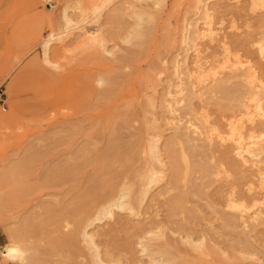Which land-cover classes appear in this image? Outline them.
<instances>
[{
  "label": "rangeland",
  "instance_id": "rangeland-1",
  "mask_svg": "<svg viewBox=\"0 0 264 264\" xmlns=\"http://www.w3.org/2000/svg\"><path fill=\"white\" fill-rule=\"evenodd\" d=\"M106 1L102 2L107 5L104 6L105 8L102 3L95 7L99 8L101 5L103 7L99 8L97 13L92 11L94 8L92 5L85 6V3L81 4L83 2L71 0H0V90H4L3 97L6 101V106L0 107V264H30L28 261L22 263L18 257L11 259L4 256V250L14 245H20L28 256L34 255L36 248L45 250H41L44 252L41 255L44 259L43 264H98L93 259L96 250L100 258L109 261V264H264V241L262 242L261 235L253 231L241 233L229 227L223 228L222 232L214 233L216 235L214 239L221 243L211 242L214 245L210 250L203 248L205 245L189 246L181 243L180 224H183L184 214L179 213V210H182L179 208L176 210L180 214L178 216L174 205L170 204L177 191H172V195L168 197L162 195L154 201H151L150 197L155 191H162L159 189L165 190L170 186L167 184L171 177L169 167L163 166L166 168L163 171L162 164H155L159 167L156 170L162 169L164 172L155 173L156 176L158 175L157 181L161 178V182L154 181V185L151 183L152 188L149 186L151 193L148 190V193L143 194L149 183L145 175L149 157L145 137L146 111L151 110L150 104L153 101L156 104L162 101L154 94L167 90L170 83H173L175 70H185L184 60L188 63L189 70L194 73L199 66L196 64L197 67L193 62L198 57L206 56L204 58L206 62L202 60V63L199 62L200 65L204 64L207 67L209 61V64L211 60L212 63L217 62V69L220 70H216L220 75L229 74V71L230 74L240 73V67L246 65L252 67L255 63L257 65L258 59H264V5L258 4L259 0ZM85 10L89 11V16L85 15ZM66 17L69 20L66 21ZM47 40H49L48 46L45 49L44 42ZM244 40L247 41L245 48ZM239 56L243 57L242 61ZM244 56L255 57V60L246 59ZM230 59L233 62L232 60L229 62ZM250 60L253 62L251 63ZM226 61L229 63L227 64ZM234 61L237 62L236 65ZM243 61L245 62L242 66ZM231 63H234L233 66ZM193 66L194 72L191 70ZM211 66V64L207 68L202 66L206 70L199 68L198 71L201 74L206 71V75H211V72H214ZM253 68L248 69L253 72ZM207 69L210 73H207ZM194 74L193 78L198 80L200 74ZM182 76L186 78L183 73ZM208 77L210 78L207 75L206 78L209 79ZM148 78H152L154 93L152 89L148 91L145 87ZM159 78H162L161 82ZM196 79L195 82L193 79L194 83ZM241 79L237 77L230 79L232 80L230 82L227 80L225 85L221 84L219 90L223 99L217 100V104L211 103V106L204 100L209 98V92L200 91L198 94L200 86L197 83L194 85L196 87L184 83L189 88L191 86V90H195L197 95H194L191 103L187 100V103L185 101L181 103L182 107L184 106V109L181 107L182 113L186 116L183 120L192 119L193 123L201 126L196 121L193 111L201 114L210 112L214 115L217 107V112H222L211 117L214 119L211 125L216 128L217 125L215 126L214 123L218 125L221 123L222 127L219 126L223 130H230L229 127L232 126L228 131L230 133L225 130L220 132V128L215 131L216 133L212 132L216 139L214 136L213 139L210 132L204 145L200 143L207 146L203 148L207 152L213 147L214 152L212 150L210 152H216L215 155L219 153L217 156H220L226 147L230 156L235 155V158L232 156L233 159L238 158L235 161L231 157L230 159L235 163L238 161L241 165L239 169L236 168L237 165L232 167L230 159L224 156V153L221 158L215 159L220 169L226 168L223 166L225 164L230 168L226 175L224 172L221 173L222 169L218 175L216 168H213L215 174H212L211 179L213 182L215 180L216 184L217 181L220 183L222 179H227V175L232 174V171L230 173L232 168H234L233 173L237 169L236 172L239 174L235 173V177L232 174L228 183L232 184L236 181L239 186L242 185L240 180L244 176V171L247 170L245 175L250 179L257 174L261 176L254 170L263 168L251 157L253 147L255 146L256 149L259 145L253 139L244 140L247 143L251 141V144L240 143L243 142L242 135H239L240 130L244 129L247 122H251L255 116L264 112V104L260 102L257 107L263 105V110L261 108L259 111L252 110L257 112V115L254 113L252 117L250 113L249 115L243 113L244 110L237 99L242 95ZM230 86L232 88H228ZM222 88L225 90L223 91ZM207 101L211 102L210 99ZM169 102L172 101L168 100L165 104ZM192 103L199 105L193 106ZM202 103L206 105L203 108ZM231 105L238 106L239 109L235 108V110L241 109L242 112L239 111V114L237 111V116ZM228 109L230 112H227ZM187 111L190 116H187ZM224 113L227 117L232 114L234 121L231 117H224ZM261 114L258 117H261ZM121 116L124 117L123 119L129 117L128 123H125ZM245 119L248 120L242 122ZM237 120H241V123L246 122L244 127H241L242 124ZM235 122H239L240 126L238 123L235 127ZM217 131L219 134L222 133L220 137L217 136ZM225 133L228 135L222 136ZM117 134L119 135L116 136ZM205 134L204 132L203 135ZM222 137L226 140L223 141ZM234 137H238L236 138L238 141ZM233 139L237 141L238 146ZM226 141L227 144L224 143ZM213 143L221 144H218L221 146L219 150H217L218 146H212ZM262 144L264 145V141L260 146ZM243 146L245 149L241 148ZM246 146L249 148L248 152ZM261 147V151L264 150V146ZM112 152L116 154L112 156ZM239 153L243 155V160L239 159L241 156ZM263 154L264 151L260 152V156L263 157L261 165H264ZM102 155L107 157V160H102ZM218 160H226L228 163H219ZM203 162L206 160L202 159L200 165ZM243 162L249 164L244 166ZM208 164L209 161L201 168L204 169ZM254 166L257 168L255 169ZM198 167L199 164L197 167L191 166V179L188 182H195L192 180ZM180 170L179 175L183 178L185 166L181 165ZM162 176L166 178L163 177L162 180ZM257 176L255 191L260 189ZM144 178L147 179L146 186ZM164 180L167 182L165 183ZM111 185L115 189L114 192L110 191L112 198L108 201L101 194L109 191ZM245 188L249 192L247 186L241 188L242 192L246 191ZM131 190L135 196L130 195ZM122 192L126 194L125 197L122 196L123 199ZM252 193L253 191L250 194ZM93 194L98 196H95L97 199ZM258 195V203L264 205L262 201L264 196ZM119 197L121 200H132L129 198L133 197L134 203H131L130 207L134 205L135 209L132 210L129 206L109 207V204L118 201ZM158 202L161 204L158 205ZM192 203H186L184 207L191 210L194 207ZM263 205L258 206L264 208ZM103 207L108 211L102 213ZM167 207H172L173 210ZM165 208L168 209V214L173 211L177 215L170 214L171 217L174 215V218L172 217L174 224L170 222L171 217H167V212L163 211L166 210ZM50 209L52 212L49 211ZM164 215L166 218L163 217ZM52 217L53 220H59L57 225L51 220L48 223V219ZM27 218L32 220L35 230L30 237L22 241ZM177 220L179 221L174 222ZM148 221L152 222L143 227L142 223ZM161 221L168 231L163 228ZM156 226L159 227L156 231L163 228V232H155ZM84 227H87L86 234L83 233ZM151 228L153 231H149ZM175 228L177 230H174ZM57 234L66 237L64 244H54V237ZM168 239L174 242H169ZM106 249L112 250L114 255L107 257Z\"/></svg>",
  "mask_w": 264,
  "mask_h": 264
},
{
  "label": "bare ground",
  "instance_id": "bare-ground-1",
  "mask_svg": "<svg viewBox=\"0 0 264 264\" xmlns=\"http://www.w3.org/2000/svg\"><path fill=\"white\" fill-rule=\"evenodd\" d=\"M71 1H73V2H83V3H81V4H84L85 3V6H86V4H89V5H92L94 8H93V10L92 11H98L99 10V8H101L102 7V5H103V7L104 6H107L106 4H105V2L104 3H102L104 0H71ZM107 1H109V0H107ZM106 1V2H107ZM257 1V0H256ZM100 3H102V5L99 7V8H95L96 6H98ZM81 4H79V5H81ZM258 4H261V5H264V0H259L258 1ZM76 5H78L77 3H76ZM88 6V5H87ZM251 6V5H250ZM102 7V8H103ZM81 8V11L83 10V8H82V6L80 7ZM79 8V9H80ZM88 8V7H87ZM101 8V9H102ZM105 8V7H104ZM89 9V8H88ZM87 9V10H88ZM95 9V10H94ZM243 9V8H242ZM87 10H85V15L86 16H89V11H87ZM65 11H67V10H65ZM86 11H87V13H86ZM95 12V13H96ZM230 12H232V11H230ZM236 12V11H235ZM84 13H81V15H84ZM94 13V14H95ZM98 13V12H97ZM227 13V12H226ZM214 15V14H213ZM255 15V14H254ZM66 16V15H65ZM251 16V15H250ZM84 17V16H83ZM224 17V16H223ZM85 18V17H84ZM87 18V17H86ZM85 18V19H86ZM67 17H66V21H67ZM213 19V18H212ZM69 20V19H68ZM68 22H70V21H68ZM223 25V24H222ZM206 27V26H205ZM253 28V27H252ZM200 30H201V28H200ZM207 30V29H206ZM224 30V29H223ZM220 31V30H219ZM228 31V30H227ZM234 31V30H233ZM208 32V31H207ZM216 32V31H215ZM208 36V35H207ZM224 36V35H223ZM197 37V36H196ZM210 37V36H209ZM232 38V37H231ZM203 39V38H202ZM209 40V39H208ZM48 41L49 40H47L46 42H44V48L46 49L47 48V46H48ZM239 41V40H238ZM242 41V40H241ZM244 43H243V45H244V48H245V45L247 44L246 42V40H244L243 41ZM210 43V42H209ZM237 43V42H236ZM238 43H240V42H238ZM257 43V42H256ZM242 45V46H243ZM205 46V45H204ZM250 48V47H249ZM242 49V48H241ZM244 50V49H243ZM248 52V51H247ZM256 53V52H255ZM264 54V53H263ZM194 55V54H193ZM224 55V54H223ZM235 55V54H234ZM243 56V55H242ZM241 56V57H242ZM246 56V55H245ZM244 56V58H246V59H248L247 57H245ZM206 57V56H205ZM204 56H201V58L200 57H198L197 58V60H195V62H193V63H195V65L198 67L197 69H195V70H197L196 72H194L195 70H193L194 69V66H193V68L191 69V70H193V72L194 73H197V74H200V75H202V76H198V80L196 79V78H193L194 76H195V74L194 73H192L190 70H189V67H188V63L184 60L183 62H185L184 63V68H185V70H184V72H181V71H183V70H181V71H176L175 70V72H174V76L172 77V81H173V83L171 84L170 83V85H169V87L167 88V90L166 91H162L160 88V90L161 91H159L158 92V94H154V95H158V98H160L162 101H161V103L160 104H156L155 103V101H153V103H155V104H153L151 101H149L148 100V102H151L152 104H150L151 105V110L150 111H146V120H145V126H146V141H147V149H148V152H149V157H148V160H147V164H148V167H145L146 168V178L148 179V186L147 187H145L146 189H145V193H143L144 195L146 194V193H148V192H150L151 193V190H149L150 189V187L152 188V186H151V183H153L154 181H157V177H158V175L156 176L155 175V173H159V172H163V171H165L164 169H166V168H164L163 166H167V167H169V169H170V172H171V177H170V179H169V183H167V184H170V186H168L165 190H164V188L163 189H159V190H162V191H158V192H156L155 191V193H153V194H151V201H154L155 199H157V198H159V197H161L162 195H165L166 197H168V196H171L172 194V191H177V193L174 195L175 197L173 198L172 197V199H171V201L172 202H170V204L173 206L174 205V210L176 211L177 209H181L182 208V210H179L180 212L179 213H181V214H184L183 215V217H182V223L183 224H180V228H181V230H182V235L180 236L181 237V243H185V244H189V246L190 245H196V246H200V245H205V246H203V248H206V249H211L212 248V246L214 245H212L211 244V242H214L215 244H220L221 242L220 241H218V242H220V243H218L215 239H214V236H216V235H214V233H218V231H221L222 232V229L223 228H227V227H229V228H231L232 230H234V231H238V232H245V231H253V232H255L257 235H261L262 236V242L264 241V208H261V207H259V206H262L261 205V202H259L258 203V198H259V195L258 194H262V196H264V190L262 191V189L261 188H263L264 189V165H261V163L263 164V162H261V161H263V157H261L260 156V152H262V151H264V150H262L261 151V146H264L263 144L260 146V144L264 141V112L262 113L261 111V113H259V115L261 114L262 116L261 117H258V116H255L254 118H253V120L251 121V122H247V125H245V127L243 126L244 124H246V122L245 123H241V120L239 121V120H237V121H239L242 125H241V127L243 126L244 127V129H242V130H240V132H241V134H239V135H242V140H243V142H240V141H242L241 139H240V143H244L245 142V144L247 143L246 141H244V140H246V139H253L254 141H255V143H257L259 146H257V148L255 149L254 147H253V149H252V147H251V149L253 150V154L251 153L252 152V150H251V157L253 158L252 160H254V161H256V162H258L259 163V165L260 166H263V168L261 167H259V169H256L257 167H255V169L256 170H254V172H257V173H260L261 174V176H259L258 174V180L260 181V185L258 186V187H260V189L258 188V190L256 189V191H255V188H254V185H256L257 184V181H256V183H255V177L256 176H254L253 178H250V179H247V176L245 175V172L247 171H244L243 173H244V176L241 178V183H242V187L241 186H239L237 183H236V181H235V183H232V184H229L228 182H229V177L230 176H232V174L234 175L233 177H235L237 174H239V173H237L236 171H237V169H239L240 167H241V165H239L238 164V161H237V163H235V162H233L232 160H236V159H238L237 157H236V159H233L232 158V156H233V154L230 156V152H228V151H226V147H224L225 149H223L222 150V154L224 155V156H226L228 159H230V157L232 158V160L230 159L229 161L232 163V167L234 166V165H237L238 167H236L237 169H235V173H236V175H235V173H233L234 171V168H232L231 170H230V173H231V171H232V174H230V175H227V179H225V180H223L222 179V177H221V179H222V181H224V182H222V184H221V182L219 183V181H217V184H216V182H215V180H214V182H215V184H214V182H213V180L211 179L212 178V174H215V172L213 171V168H216V170H217V174L219 175V173H220V170L222 169H220L219 168V166L217 165V163H216V160L215 159H217V158H221L220 156H223L222 154L220 155V156H217V155H219V153H218V151L217 150H219V147H221V146H218V144H220V143H218L217 145H216V143H213L212 144V146H218V149L216 150V148H215V150L217 151V155H215L216 154V152L215 153H213L214 152V150H212V149H214L213 147H212V149H210L208 152L207 151H205L206 149H203L204 147H206L207 148V146H203L204 145V143L206 142V140L208 139V134H210V132L212 133V132H214V133H216L215 131L218 129H220L222 126H221V123L218 125V124H216V123H214L215 124V126L217 125L219 128H217V126H216V128L214 127V126H212L211 125V123L212 122H214L213 120V118H211V117H215L214 115H216L218 112H217V107L215 108V113L216 114H214L213 115V113H207V114H201V113H198V112H196V111H193V115H194V117H195V119H196V121L201 125V126H199L198 124H196V123H193L192 122V119H188L189 121H185V120H183L184 119V117H186V116H184L185 114H183L182 113V108L184 107H182V105H181V103H184V101L186 102V100L188 101V102H190L191 103V101H192V99L195 97L194 95L196 94V92H195V90H191L192 88H191V86H190V88L188 87V85H184V83H190L191 85H196V83L198 84V86H200L201 87V89H200V87L198 88L199 90V93L198 94H200V91L201 92H203V93H205V92H209V98L208 99H210L211 100V102L210 101H207L208 99H204V100H206V103H208V104H210V106H211V103L213 104V103H216V101L217 100H219L221 97H220V95H221V91L219 90V87H220V85L222 84H224L225 85V83L227 82V80L230 82V81H232V80H230V79H233V78H237V77H241L242 79V84H243V87H242V95H239L238 97L239 98H237L239 101H240V106L243 108L242 110H244L243 111V113H246L245 115H249V113L251 114V116H252V114H258L257 112H253V111H255V110H258L259 111V108H261L262 110H263V108H262V106L261 107H257V106H259V104H264V59L262 58H260V59H258V62H257V65H256V63L255 64H253V66L254 65H256L254 68H253V66L251 67V66H244V67H240L241 68V72L239 73L237 70H235V71H237L238 73H235V74H230V71H229V74H226L225 75V73L223 74L222 73V75H220V72H218L219 70L217 69V65H216V63L217 62H215V63H212V60H211V68L214 70V72H211L212 74L210 75V74H207L208 76H210V78L209 79H207L206 78V71L205 72H203V70H206V69H204L203 67H206V65L204 66V64L202 65H200V63H202V60L204 61V58H205ZM207 57H210V56H207ZM240 57V56H239ZM241 57H240V60L242 61L243 60V57H242V59H241ZM203 58V59H202ZM213 58V57H212ZM236 58H238V56L236 57ZM254 60H255V57H252ZM252 58H249V59H252ZM206 59H208V58H206ZM210 59V58H209ZM187 60V59H186ZM231 60L232 59H230V60H228L229 62H231ZM245 60V59H244ZM240 61V62H241ZM248 61V60H247ZM200 62V63H199ZM204 62H206V61H204ZM210 62V61H209ZM209 62L207 63L209 66H210V64H209ZM214 62V61H213ZM227 62V61H226ZM229 62H227V64L229 63ZM232 62H233V60H232ZM235 62V61H234ZM239 62V61H238ZM245 61H243L242 62V66H243V63H244ZM249 62V61H248ZM250 62L252 63L253 62V60L251 61L250 60ZM256 62V61H255ZM236 63L237 62H235V64L234 65H236ZM191 64V63H190ZM233 64L231 63V65L233 66ZM158 65V64H157ZM194 65V64H193ZM207 65V67H209ZM223 65H224V63H223ZM222 65V66H223ZM249 65V64H248ZM252 65V64H251ZM182 66V65H181ZM196 66H195V68H196ZM203 66V67H202ZM218 66H220V65H218ZM226 66V65H225ZM225 66H224V68L223 69H225ZM230 66V65H229ZM231 66V67H232ZM239 66H240V64H238V69H240L239 68ZM180 67V66H179ZM206 67V68H207ZM156 68V67H155ZM199 68H202V69H200V70H202V72H203V74L205 73V75L206 76H204L203 74H201L200 73V71H198V69ZM210 68V69H211ZM248 68H250L251 70H252V68H253V72H251L250 71V69H248ZM209 69V68H208ZM207 69V73H210V72H208L209 70ZM218 71H217V70ZM229 69V68H228ZM152 70H154V69H152ZM223 71H225V70H223ZM199 72V73H198ZM231 72H233V71H231ZM182 73L184 74V76H186V78H184L183 76H182ZM194 74V75H193ZM196 74V75H197ZM161 76V75H160ZM151 77H153V76H151ZM160 79H162V78H159V80ZM171 79V78H170ZM169 79V80H170ZM193 79H194V82H195V79L198 81H196V83H194L193 82ZM156 80V79H155ZM154 80V81H155ZM166 80V79H165ZM157 81V80H156ZM160 82H161V80H160ZM163 82V81H162ZM238 83V82H237ZM234 84H236V83H233V85ZM239 84V83H238ZM221 85V86H222ZM232 85V86H233ZM145 87L148 89V91H149V89L151 90L152 89V92H153V86H152V78H148L146 81H145ZM194 87H196V86H194ZM237 87V86H236ZM228 88H232L231 86L230 87H228ZM158 89V88H157ZM194 89V88H193ZM223 89V88H222ZM221 89V90H222ZM234 89V88H233ZM225 89H223V91H224ZM232 90V89H231ZM238 90H240V89H238ZM155 91H156V89H155ZM196 91H197V88H196ZM157 92V91H156ZM228 92V91H227ZM230 92V91H229ZM235 92H236V90H235ZM154 93V92H153ZM162 95H161V94ZM234 93V92H233ZM197 95V94H196ZM204 95V94H203ZM202 95V96H203ZM228 95V94H227ZM191 96H193L191 99H190V97ZM201 96V95H200ZM199 96V97H200ZM226 96V95H225ZM156 97V96H155ZM237 97V96H236ZM157 98V97H156ZM155 98V99H156ZM196 98H197V96H196ZM225 98V100H228V99H226V97H224ZM189 99V100H188ZM221 99H223V98H221ZM159 100V99H158ZM157 100V101H158ZM168 100H171L172 102H169V103H166L165 104V102H167ZM230 100H232V99H230ZM221 101V100H220ZM224 101V100H223ZM229 101V100H228ZM141 102V101H140ZM147 102V103H148ZM163 102V103H162ZM194 102V101H193ZM197 102H198V99H197ZM202 102H203V100H202ZM218 102V101H217ZM235 102H236V100H235ZM261 102V103H260ZM187 103V102H186ZM200 103V102H199ZM204 103H205V101H204ZM204 103H202L201 104V107L203 108L204 106H206V105H204ZM197 104V103H196ZM195 104V105H196ZM217 104V103H216ZM216 104H215V106H216ZM220 104V103H219ZM218 104V105H219ZM224 104V103H223ZM126 105V104H125ZM192 105L193 106H195L193 103H192ZM197 105H199V104H197ZM225 105V104H224ZM227 105V104H226ZM225 105V106H226ZM121 106V105H120ZM147 106H149V105H147ZM192 106V107H193ZM209 106V107H210ZM214 106V107H215ZM223 106V105H222ZM119 107V106H118ZM128 107V106H127ZM182 107V108H181ZM198 107V106H197ZM208 107V106H207ZM234 107V106H233ZM232 107V105H231V108H233ZM238 107V106H237ZM237 107H234V110H235V108H237ZM199 108V107H198ZM206 108V107H205ZM211 108V107H210ZM219 108V107H218ZM228 108V107H227ZM230 108V107H229ZM231 108H230V110H231ZM130 109V108H129ZM149 109H150V107H149ZM184 109V108H183ZM207 109V108H206ZM225 109V108H224ZM237 109H239V108H237ZM147 110H148V107H147ZM199 110V109H198ZM202 110V109H201ZM204 110V109H203ZM202 110V111H203ZM212 110H213V108H212ZM212 110H211V112H212ZM221 110H222V108H221ZM233 110V111H234ZM253 110V111H252ZM207 112H208V109L206 110ZM224 111V110H223ZM232 111V110H231ZM236 111V110H235ZM238 111V110H237ZM237 111H236V113L235 112H233V113H235L236 115H237ZM239 111H241V109L239 110ZM238 111V113L240 114V112ZM264 111V110H263ZM201 112V111H200ZM222 112V111H221ZM221 112H219L218 113V115L221 113ZM227 112H230L229 111V109H228V111ZM242 112V111H241ZM180 113H182L181 115H180ZM186 113V112H185ZM189 112L187 111V114H188ZM226 113V112H225ZM224 113V114H225ZM190 114V113H189ZM187 115V116H190V115ZM223 114V115H224ZM227 114V113H226ZM224 115V117L226 116L227 117V115ZM235 114H233V117H235L236 115ZM254 114V115H255ZM209 115H211V116H209ZM213 115V116H212ZM230 115V114H229ZM235 115V116H234ZM244 115V116H245ZM120 116V115H119ZM238 116V115H237ZM240 116V115H239ZM250 116V117H251ZM123 116H121V118H122ZM210 117V118H209ZM219 117V116H218ZM229 117H231V120H233V118H232V114L229 116ZM229 117H227V118H229ZM248 117V116H247ZM247 117H245V118H247ZM253 117V116H252ZM251 117V118H252ZM124 118V117H123ZM122 118V120H125V123H128L127 121H129L128 119H129V117H128V119H127V117L125 118V119H123ZM236 118V117H235ZM240 118V117H239ZM249 118V117H248ZM250 118V119H251ZM185 119H187V118H185ZM210 119H212V121L210 120ZM222 120H223V117L221 118ZM131 120V119H130ZM191 120V121H190ZM221 120V121H222ZM229 121H230V119H228ZM246 120H248V119H245V120H243L242 122H244V121H246ZM216 121V120H215ZM234 121V120H233ZM232 121V122H233ZM131 122V121H130ZM218 122V121H217ZM238 122V123H239ZM120 123H122V121L120 120ZM224 123H226L225 121H224ZM223 122H222V124H224ZM238 123H234V126H235V124L237 125ZM240 123H239V126H240ZM213 124V123H212ZM122 125V124H121ZM129 125V124H128ZM225 125H227V124H225ZM229 125V124H228ZM118 126H119V124H118ZM118 126H116V128L118 127ZM123 126V125H122ZM230 126V125H229ZM239 126H237V127H239ZM125 127H127V126H125ZM236 127V126H235ZM120 128H121V126H120ZM123 129H124V127H122ZM121 128V129H122ZM225 128V127H224ZM231 128H232V126H231ZM231 128L229 127V129L231 130ZM234 128V127H233ZM120 129V131H122ZM227 129H228V127H227ZM236 129V128H235ZM239 129H240V127H239ZM117 130V129H116ZM118 130H119V128H118ZM225 130V129H224ZM222 128L220 129V132L221 131H224ZM230 130H225V131H227V133H230V132H228V131H230ZM237 131H238V133H239V130L238 129H236ZM236 130H235V132H236ZM113 131V130H112ZM111 131V132H112ZM233 131V130H232ZM117 132V131H116ZM204 132L206 133L205 135H203L204 134ZM218 132V131H217ZM124 133V132H123ZM214 133H212V137L214 136ZM224 133V132H223ZM232 133V132H231ZM233 133H234V131H233ZM232 133V135H234V134H236V133H234L233 134ZM112 134H113V132H112ZM115 134V133H114ZM222 133H220L219 134V132H218V135L217 136H219V135H221ZM119 134H117L116 136H118ZM216 135V134H215ZM224 135H226V133L225 134H223L222 136H224ZM228 135V134H227ZM226 135V136H227ZM229 136H230V134H229ZM237 136V135H236ZM215 137V136H214ZM214 137H213V139H214ZM220 137V136H219ZM225 137V136H224ZM224 137H222L223 138V141H225L224 140ZM114 138V137H113ZM221 138V139H222ZM232 138H233V136H232ZM235 138V137H234ZM236 138H238V137H236ZM235 138V139H236ZM215 139H216V137H215ZM161 140H163L161 143H160V141ZM218 141H219V139H217ZM232 140V139H231ZM234 140V139H233ZM237 140V139H236ZM236 140H234V142H236L235 144H237V141ZM221 141V140H220ZM223 141H222V143H223ZM202 142V144H200ZM215 142H217V141H215ZM238 142V143H239ZM251 142V141H250ZM247 143V144H251V143ZM224 143H228L227 141L226 142H224ZM253 143V142H252ZM254 143V144H255ZM132 144V143H131ZM226 144H224V145H226ZM235 144H234V146H235ZM221 145V144H220ZM224 145H222V147L224 146ZM229 145H231V142H230V144ZM233 145V144H232ZM227 146V145H226ZM237 146H238V144H237ZM241 146V145H240ZM249 146V145H248ZM209 147V146H208ZM229 147V146H228ZM231 147V146H230ZM245 146H243V147H241V148H244ZM260 149H259V148ZM131 148V147H130ZM211 148V147H210ZM239 148V147H238ZM240 148V149H241ZM246 148H247V146H246ZM109 149V148H108ZM107 149V150H108ZM120 149V148H119ZM221 149V148H220ZM228 149V148H227ZM230 149V148H229ZM233 149V148H232ZM235 149H236V147H235ZM245 149V148H244ZM248 149L249 148H247V152H248ZM115 150V149H114ZM213 151V152H210V151ZM236 150H238V149H236ZM260 150V151H259ZM225 151V152H224ZM230 151V150H229ZM233 151V150H232ZM132 152V151H131ZM234 152L236 153V151L234 150ZM233 152V153H234ZM243 153L244 151H240V153ZM246 152V155L248 154ZM239 153V155H241ZM245 153V152H244ZM243 153V154H244ZM103 154V153H102ZM114 154H116L115 152H114ZM113 154V152H112V156L114 155ZM131 154V153H130ZM237 154V153H236ZM108 155V154H107ZM207 157H206V156ZM215 156H217V157H215ZM243 155H241L240 156V158L239 159H241V160H243L242 157ZM263 156H264V154H263ZM101 157V156H100ZM234 158H235V155L233 156ZM102 160H107V157H105L104 155H102ZM250 158V157H249ZM130 159V157L128 158V160ZM206 160V162L208 163V161H209V164L207 165V166H204V169H202L201 167H202V165H204V164H206V162H203L202 163V165H200L201 164V160ZM223 159H226V158H223ZM222 159V160H223ZM167 160V161H166ZM220 160V159H219ZM218 160V161H219ZM219 161V163L220 162H227L228 163V161H226V160H224V161ZM249 159H248V157H247V161H248ZM110 161V160H109ZM115 162V161H114ZM242 162V161H241ZM111 163V162H110ZM162 164V167H163V171H162V169H160V170H156V169H159V167H157L155 164ZM225 163H223V164H225ZM244 163V164H243ZM243 163H241V164H243L244 166H245V164L246 165H248L249 163H245V162H243ZM254 163V162H253ZM252 163V164H253ZM257 163V164H258ZM199 164V167H198V170L196 171V173H194L195 174V177L193 178L194 180H192V181H195V182H191V181H189L188 182V180L189 179H191V172H190V168H191V166L193 165H196V167H197V165ZM256 164V163H255ZM181 165H184L185 166V168H186V171H185V174H184V176H183V178H181L180 177V172H181V170H180V168H181ZM220 165H222V164H220ZM157 168H156V167ZM223 166H225L226 168H224L223 167V169H222V171H221V173L222 172H224L225 173V175L226 174H228V171H229V167L227 168V166H226V164L225 165H223ZM249 166H251V163H250V165ZM248 166V167H249ZM256 166H258V165H256ZM154 167H155V170H154ZM221 167V166H220ZM161 168V167H160ZM195 168V167H194ZM199 168H201L200 170H199ZM248 169V168H247ZM252 169H254L253 167H252ZM251 169V170H252ZM179 170H180V172H179ZM194 170V169H193ZM193 170H191V171H193ZM241 170H243L242 168H241ZM155 171H157V172H155ZM184 171V170H183ZM260 171V172H259ZM189 172H190V174H189ZM240 172V171H239ZM145 173V172H144ZM164 173V172H163ZM168 174V173H167ZM248 174V173H247ZM121 176V175H120ZM241 176V175H240ZM249 177L251 176V175H248ZM156 177V178H155ZM163 177L164 176H162V180H163ZM232 177V178H233ZM238 177V176H237ZM166 177H164V179H165ZM147 179H145L144 178V182H145V186H146V180ZM161 179V178H160ZM159 179V180H160ZM236 179V178H235ZM240 178L238 177V179L237 180H239ZM158 180V181H159ZM211 180V181H210ZM157 181V182H158ZM160 182H161V180H160ZM164 182L166 183L167 181L166 180H164ZM163 182V183H164ZM162 183V184H163ZM155 183H153V185H154ZM220 184V185H219ZM240 184V183H239ZM112 185H114V184H112ZM112 185L110 186L111 188L109 189V191H106L104 194H101V196L102 197H106L107 199H108V201H110L111 199L110 198H112V193L111 192H114V190L113 189H115L114 187L112 188ZM125 185V184H124ZM165 185V184H164ZM164 185H163V187H164ZM238 185V186H237ZM114 186H116V185H114ZM150 186V187H149ZM245 186H247V188H248V190H249V192H247V190H246V188H245V192H242V189L241 188H244ZM128 187V186H127ZM154 187V186H153ZM159 187V186H158ZM239 187H241V188H239ZM130 188V187H129ZM112 189V190H111ZM154 189V188H153ZM152 189V190H153ZM149 190V191H148ZM262 191V192H260V191ZM111 191V192H110ZM128 191V190H127ZM148 191V192H147ZM154 191V190H153ZM152 191V192H153ZM251 191H253V193L252 194H250L251 193ZM257 191H259V192H257ZM99 195H100V193H98ZM129 194V193H128ZM132 194V196L134 195L133 194V192H132V190H131V192H130V195ZM171 194V195H170ZM150 195V194H149ZM93 196H94V198H96V197H98V196H96L95 194H93ZM96 196V197H95ZM101 196H100V198H101ZM122 196L123 197H125L126 196V194L124 193V192H122L121 193V198H122ZM135 196V195H134ZM142 196V195H141ZM261 196V195H260ZM92 197V196H91ZM143 197V196H142ZM149 197V198H150ZM258 197V198H257ZM120 198V197H119ZM118 198V201L116 200V202L115 203H112V204H109V207H111V206H119V207H123V208H125V207H127V206H129L130 207V204L131 203H134L133 202V197H130L129 199H132V200H121V198L119 199ZM97 199V198H96ZM95 199V200H96ZM102 199V198H101ZM123 199V198H122ZM125 199V198H124ZM146 199V198H145ZM261 199V198H260ZM264 199V197H262V201H264L263 200ZM167 200V199H166ZM168 201V200H167ZM255 201H257V202H255ZM101 202V201H100ZM139 202V201H138ZM194 203V207L193 208H191V210H189L190 208H187V207H184V204H186V203ZM249 202H251L250 204H249ZM252 202H254V203H252ZM173 203V204H172ZM192 203V204H193ZM258 203V205H256V204ZM264 203V202H263ZM140 204V203H139ZM148 204V203H147ZM161 203L160 202H158V205H160ZM169 204V205H170ZM142 205V204H141ZM170 205V206H171ZM132 206V205H131ZM147 206H149V204L147 205ZM258 206V207H257ZM163 207V206H162ZM184 207V208H183ZM263 207H264V205H263ZM131 208V207H130ZM132 208H134V205H133V207ZM131 208V209H132ZM167 208H169V207H167ZM167 208H165L166 210H163L164 212L166 211L167 212ZM171 208V210H173L172 209V207H170ZM169 208V209H170ZM186 208V209H185ZM49 209V208H48ZM135 209V208H134ZM133 210V209H132ZM131 210V211H132ZM171 210H169V211H171ZM184 210V211H183ZM185 210H186V212H185ZM50 212H52V209H50L49 210ZM103 211H108V209L105 207H103L102 208V213H104ZM162 211V212H163ZM189 211V212H188ZM147 212H148V210H147ZM146 212V213H147ZM153 212V211H152ZM154 213V212H153ZM176 213H177V215L179 216L180 214L178 213V211H176ZM166 214V213H165ZM170 214H174V215H176L175 213H173V211H172V213H169L168 214V212H167V217L169 216V217H171V215ZM186 214H188V215H186ZM155 215V214H154ZM173 215V216H174ZM176 215V216H177ZM157 216V215H156ZM166 215H164L163 217L164 218H166L165 217ZM172 216V217H173ZM35 217V216H34ZM172 217H171V223L172 224H174L173 223V219H172ZM30 218V217H29ZM37 218V217H36ZM159 218H161V217H159ZM174 218V217H173ZM46 219V218H45ZM146 219V218H145ZM43 220V219H42ZM52 221L53 222V224H58V222H59V220L58 219H56V220H53V217L52 218H50V219H48V223H49V221ZM153 220V219H152ZM179 220H181V219H179ZM179 220H177V221H174V222H178ZM121 221V220H120ZM158 221V220H157ZM160 221V220H159ZM151 223L152 221H148V222H143L142 223V226L143 227H146L145 225L147 224V223ZM164 222H165V220H164ZM168 222V221H167ZM181 222V221H180ZM39 223V222H38ZM120 223V222H119ZM156 222H154V224H155ZM158 223V222H157ZM163 223V221H161V224ZM166 223V222H165ZM52 224V225H53ZM123 224H124V222H123ZM158 224H160V223H158ZM158 224H156V225H158ZM33 225H34V223L32 222V220H28V218H27V220L25 221V223H24V232H25V234H24V232L23 233H21V236H22V234H24V237L23 238H21V240L23 241V240H26V238L27 237H30V235L32 234V233H34L33 232V230H35V228H33ZM40 225H42V224H40ZM162 225H164L163 226V228H165V224H162ZM178 225H179V223H178ZM178 225H176V227L178 226ZM46 226V225H45ZM159 226H161V225H159ZM109 227V226H108ZM112 227V226H111ZM115 227V226H114ZM169 227V226H168ZM168 227H167V229H168ZM33 228V229H32ZM87 229V227H84V231H83V233H85L86 234V232L85 231H87L86 229ZM157 228H159V227H155V232H161L162 230H163V228H161V230L159 229L158 231H156V229ZM172 228V227H171ZM179 228V229H180ZM248 229V230H245V229ZM113 229V228H112ZM148 229V228H147ZM146 228H145V230H147ZM144 230V231H145ZM165 230H166V228H165ZM164 230V231H165ZM172 230V229H171ZM174 230H177L176 228L174 229ZM32 231V232H31ZM107 231V230H106ZM149 231H153L152 230V228H151V230H149ZM166 231H168V230H166ZM165 231V232H166ZM179 231V230H178ZM178 231H177V233H178ZM228 231V230H227ZM19 232V231H18ZM137 232V231H136ZM163 232V231H162ZM173 232V231H172ZM180 232V231H179ZM221 232H219V234L221 233ZM100 233V232H99ZM106 233V232H105ZM149 233H153L154 234V232H149ZM169 233H171V231L169 232ZM236 233V232H235ZM159 234V233H158ZM163 235L164 234H166V233H162ZM173 234V233H172ZM174 234L176 235V233L174 232ZM218 234V235H219ZM223 234V233H222ZM221 234V235H222ZM162 235V236H163ZM167 235V234H166ZM169 235V234H168ZM167 235V236H168ZM178 235V234H177ZM17 236H18V234H17ZM85 236V235H84ZM87 236V235H86ZM85 236V237H86ZM167 236H164V237H167ZM89 237V236H88ZM219 237H220V235H219ZM16 238V237H15ZM20 238V237H19ZM168 238V237H167ZM86 239V238H85ZM171 239V238H170ZM172 240V239H171ZM171 240H169L168 239V241L169 242H172ZM65 241H66V237L64 236V235H59V234H57L55 237H54V244L55 245H59V244H64L65 243ZM176 241V240H175ZM173 242H174V240H173ZM172 242V243H173ZM200 242V243H199ZM204 242L206 243V244H204ZM168 242H166V244H167ZM176 243V242H175ZM178 243V242H177ZM180 243V244H181ZM226 243V242H225ZM229 243V242H228ZM264 243V242H263ZM168 245V244H167ZM182 245V244H181ZM180 245V246H181ZM52 246V245H51ZM201 246V247H202ZM193 247H195V246H193ZM214 248H215V246H214ZM40 248H36L35 249V253H33L34 255H32V256H28L27 254H25L26 253V251H25V249L23 250V248H21L20 247V245H14V246H11V247H8V248H6L5 250H4V256H6V257H9V258H14V257H18L19 258V260L22 262V263H25V261H26V263H32V264H43V262H44V259H42L41 258V255H43L44 254V252H42V251H45V250H43V249H40ZM127 249V248H126ZM181 249V248H180ZM179 249V250H180ZM42 250V251H41ZM209 250H208V252H209ZM49 251V250H48ZM125 251V250H124ZM143 251V250H142ZM45 254H46V252H45ZM128 254V253H127ZM223 254H225V253H223ZM27 255V256H26ZM105 255L107 256V257H112L114 254H113V251L112 250H110V249H106V251H105ZM148 258V257H147ZM217 258V257H216ZM93 259H95L96 260V262L98 263V264H109L110 262L109 261H106V260H104V259H101L100 258V256H99V252H98V250H96V252H95V255H94V257H93ZM137 259V258H136ZM159 260V259H158ZM259 260V259H258ZM28 261V262H27ZM156 261V260H155ZM163 261V260H162ZM130 262V261H129Z\"/></svg>",
  "mask_w": 264,
  "mask_h": 264
},
{
  "label": "built area",
  "instance_id": "built-area-1",
  "mask_svg": "<svg viewBox=\"0 0 264 264\" xmlns=\"http://www.w3.org/2000/svg\"><path fill=\"white\" fill-rule=\"evenodd\" d=\"M4 106L3 92L0 90V107Z\"/></svg>",
  "mask_w": 264,
  "mask_h": 264
},
{
  "label": "crops",
  "instance_id": "crops-1",
  "mask_svg": "<svg viewBox=\"0 0 264 264\" xmlns=\"http://www.w3.org/2000/svg\"><path fill=\"white\" fill-rule=\"evenodd\" d=\"M2 92H3V96H4V95H5L4 90H2ZM3 99H4V97H3ZM4 106H6V101H5V99H4Z\"/></svg>",
  "mask_w": 264,
  "mask_h": 264
}]
</instances>
